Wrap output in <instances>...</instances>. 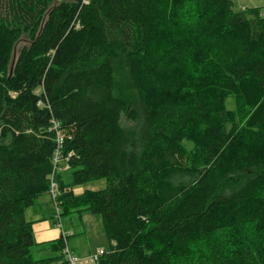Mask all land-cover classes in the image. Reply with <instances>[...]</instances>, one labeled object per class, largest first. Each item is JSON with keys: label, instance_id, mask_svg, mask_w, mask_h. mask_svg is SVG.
Listing matches in <instances>:
<instances>
[{"label": "trees", "instance_id": "obj_1", "mask_svg": "<svg viewBox=\"0 0 264 264\" xmlns=\"http://www.w3.org/2000/svg\"><path fill=\"white\" fill-rule=\"evenodd\" d=\"M54 121L73 153L59 206L102 217L97 264H264V8L0 0V264H68L33 258L46 217L26 218Z\"/></svg>", "mask_w": 264, "mask_h": 264}, {"label": "rangeland", "instance_id": "obj_2", "mask_svg": "<svg viewBox=\"0 0 264 264\" xmlns=\"http://www.w3.org/2000/svg\"><path fill=\"white\" fill-rule=\"evenodd\" d=\"M235 9L241 10L247 7L264 8V0H234ZM27 44L26 40L21 41L16 49V54L21 48ZM230 109L235 108V99L230 98L228 101ZM65 176H69L66 173ZM107 182L105 179L93 181L84 185L78 186L75 191L84 192L86 190L99 191L106 188ZM50 195H44L36 201L35 205L26 211L28 220H36L46 217L48 229L39 232L34 231L35 239L38 244L32 246L31 253L34 259H48L64 254L66 247L79 257L83 264H95L90 258L100 252V250L110 252L111 243L104 229L102 217L94 214L91 211L80 213H72L62 215L61 218L56 216L54 203L51 201ZM63 237L65 248L59 252L53 248V244L57 243L58 239ZM46 240V241H40ZM57 240V241H56Z\"/></svg>", "mask_w": 264, "mask_h": 264}, {"label": "built area", "instance_id": "obj_3", "mask_svg": "<svg viewBox=\"0 0 264 264\" xmlns=\"http://www.w3.org/2000/svg\"><path fill=\"white\" fill-rule=\"evenodd\" d=\"M53 130L57 133V148L54 152L53 157V172L50 176V196L51 199L54 202L55 209H56V216L61 218V207L59 206V196H60V187L59 183L57 181V177L60 173L67 171L70 168V165L68 164L70 157L73 155L72 152L68 154L67 157L63 155V145L65 141L64 134L59 130V124L58 122L54 121ZM105 253V251L100 250V252L90 258L91 262L98 263L101 256ZM65 260L68 264H83V261L77 257L73 252L66 247L64 251Z\"/></svg>", "mask_w": 264, "mask_h": 264}, {"label": "crops", "instance_id": "obj_4", "mask_svg": "<svg viewBox=\"0 0 264 264\" xmlns=\"http://www.w3.org/2000/svg\"><path fill=\"white\" fill-rule=\"evenodd\" d=\"M76 193H82V192L76 191ZM36 220H38V219H36ZM46 229H48V223L46 221H40L34 225V231L37 232L36 234H38L39 232H42ZM40 241H46V240H40Z\"/></svg>", "mask_w": 264, "mask_h": 264}]
</instances>
